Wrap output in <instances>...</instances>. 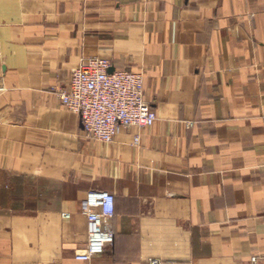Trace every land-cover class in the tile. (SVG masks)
I'll list each match as a JSON object with an SVG mask.
<instances>
[{
  "label": "crops",
  "instance_id": "0c3cea01",
  "mask_svg": "<svg viewBox=\"0 0 264 264\" xmlns=\"http://www.w3.org/2000/svg\"><path fill=\"white\" fill-rule=\"evenodd\" d=\"M93 57L143 74L152 126L86 136L59 91ZM92 190L93 262L264 264V0H0V264H86Z\"/></svg>",
  "mask_w": 264,
  "mask_h": 264
},
{
  "label": "built area",
  "instance_id": "2783aa9c",
  "mask_svg": "<svg viewBox=\"0 0 264 264\" xmlns=\"http://www.w3.org/2000/svg\"><path fill=\"white\" fill-rule=\"evenodd\" d=\"M62 104L78 113L83 131L90 139L103 143L114 141L121 127H150L158 119L157 112L146 100L144 76L133 70H113L107 59L94 57L84 61L72 73L70 83L59 91ZM139 142V136L135 137ZM116 210L114 194L92 190L81 202L88 222V258L104 253L113 243L109 224ZM255 261V258H253ZM151 264L161 263L152 259Z\"/></svg>",
  "mask_w": 264,
  "mask_h": 264
},
{
  "label": "rangeland",
  "instance_id": "374dc122",
  "mask_svg": "<svg viewBox=\"0 0 264 264\" xmlns=\"http://www.w3.org/2000/svg\"><path fill=\"white\" fill-rule=\"evenodd\" d=\"M93 58H94V57H93ZM90 59H91V58H90ZM87 60H89V59L83 60V61L81 62V64H82L84 61H87ZM81 64H80V65H81ZM80 65H79V66H80ZM140 73H141V72H140ZM142 75H143V74H142Z\"/></svg>",
  "mask_w": 264,
  "mask_h": 264
}]
</instances>
